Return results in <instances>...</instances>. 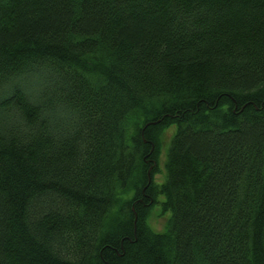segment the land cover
Wrapping results in <instances>:
<instances>
[{"label":"trees","instance_id":"1","mask_svg":"<svg viewBox=\"0 0 264 264\" xmlns=\"http://www.w3.org/2000/svg\"><path fill=\"white\" fill-rule=\"evenodd\" d=\"M0 264H264V0H0Z\"/></svg>","mask_w":264,"mask_h":264},{"label":"rangeland","instance_id":"2","mask_svg":"<svg viewBox=\"0 0 264 264\" xmlns=\"http://www.w3.org/2000/svg\"><path fill=\"white\" fill-rule=\"evenodd\" d=\"M175 126L167 128L162 132L161 135V144H160V153L159 158L157 159L155 166L158 168L159 173L156 175L155 180L160 184L165 180L166 175V162H167V153L170 147L172 138L175 133ZM162 198L160 199V201ZM170 212H163L161 204L156 205L152 210V213L149 216V223L157 232L163 231L168 222Z\"/></svg>","mask_w":264,"mask_h":264}]
</instances>
